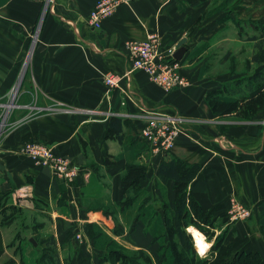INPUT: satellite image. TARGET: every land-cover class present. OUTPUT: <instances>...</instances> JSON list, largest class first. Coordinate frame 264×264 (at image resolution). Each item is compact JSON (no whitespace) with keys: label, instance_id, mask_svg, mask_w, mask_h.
Segmentation results:
<instances>
[{"label":"crops","instance_id":"crops-1","mask_svg":"<svg viewBox=\"0 0 264 264\" xmlns=\"http://www.w3.org/2000/svg\"><path fill=\"white\" fill-rule=\"evenodd\" d=\"M98 1L0 0V102L14 87L19 101L0 136V264H38L49 241L62 264H99L106 240L156 251L148 210L165 222L174 180L163 181L159 169L171 158L200 165L189 188L203 209L225 212L235 196L264 214V110L250 120L223 116L206 98L240 79L208 75L204 64L210 53L231 54L224 42L233 38L231 2L134 0L96 28L90 13ZM151 32L165 46L186 38L181 63L191 85L167 91L136 70L128 98L120 88L107 94L105 74L123 76L130 67L126 43ZM156 112L183 121L169 153H152L139 136ZM113 116L123 119L122 139L109 136ZM28 140L52 145L78 167L74 182L22 155ZM137 163L147 165L146 175L126 191L127 167Z\"/></svg>","mask_w":264,"mask_h":264},{"label":"trees","instance_id":"trees-1","mask_svg":"<svg viewBox=\"0 0 264 264\" xmlns=\"http://www.w3.org/2000/svg\"><path fill=\"white\" fill-rule=\"evenodd\" d=\"M187 1L193 3L206 0ZM252 39L259 40L252 61L264 64V30L259 37L254 36ZM224 95L237 96L238 98L233 101H225L222 100ZM206 98L215 113L223 116L235 114L246 120L252 119L258 112L264 110V68L249 75L247 79H236L220 89L211 90ZM122 124L121 117L113 116L110 122L109 136L122 139ZM199 169V164L184 162L179 158L164 161L159 169V176L163 181L174 180V212L167 229L173 256L172 264H259L255 254L245 252L237 254L236 258L230 261L232 244L225 242L224 237L216 239L206 257H200L192 243H189L191 238L188 227L194 225L210 237L212 233L208 228L214 227L215 221L216 208L203 209L189 188ZM146 171L147 165L145 164L128 165L124 178L125 190L139 185L140 180L145 177ZM50 242H48L47 249L42 250L38 264H62L59 256L54 252L55 247ZM183 243L191 249L193 252L191 255L187 250L180 249L179 245H183ZM142 251L141 253H144V250ZM109 260L114 264H138L137 258L129 257L126 253L112 248L102 253L99 263L103 264Z\"/></svg>","mask_w":264,"mask_h":264},{"label":"rangeland","instance_id":"rangeland-1","mask_svg":"<svg viewBox=\"0 0 264 264\" xmlns=\"http://www.w3.org/2000/svg\"><path fill=\"white\" fill-rule=\"evenodd\" d=\"M229 1L231 2V13L235 17L233 22H229L230 26L228 29L233 38L231 37V39L225 40L224 42L231 46V54L226 60V55L211 53L205 55V57H207L205 58L206 62H204L205 72L208 75L214 74L212 76L219 77L222 74H235L240 76V79H247V77L255 71H260L264 68V64L252 61V56L256 51L259 41L258 39H252V37H259L264 30V0ZM235 37L245 41V43L240 44L239 48L238 41H234ZM239 49H241V52L237 54ZM200 54L201 51L198 50V53H195V58H198ZM253 63L255 64L254 66L252 65ZM18 102V92L15 87L9 92L6 100L0 102V136L3 130L8 127L7 125L12 119V112L18 105ZM137 193L140 195L139 189L134 191L135 195ZM173 208L174 202L173 204H169L168 202L163 204L162 211L164 212L165 222L163 217L158 216L156 211L154 212L153 209L148 210V220L152 223L151 231L155 240L159 242V247L156 251L152 249H130L118 243H114V241L113 245H106L107 240L105 239L106 242L102 246L104 253L109 248H112L126 253L129 257L137 258L138 264H172L173 256L167 229L173 217ZM141 211L142 209L139 208L137 213ZM214 217V227L208 228V230L211 229L210 231L212 233L210 237L194 225L188 227V229H193V231L190 232L191 240H188L190 241L189 243H192L196 251L197 233L202 234L206 238L205 242L212 243V245L217 238L224 237L225 242L232 244V256L230 261H233L237 254L245 252L255 254L254 256L259 260V264H264V214H252L251 212L247 217H242L237 211L231 208L229 203L225 212L223 211L220 213L219 209H216ZM237 223L240 225L239 227ZM117 231L119 232V230ZM179 246L180 249L187 250L188 254L191 255L193 253L184 243ZM210 249L207 250L203 257L209 255ZM142 250H144V253H141L143 252ZM106 262L114 264L110 260Z\"/></svg>","mask_w":264,"mask_h":264},{"label":"built area","instance_id":"built-area-1","mask_svg":"<svg viewBox=\"0 0 264 264\" xmlns=\"http://www.w3.org/2000/svg\"><path fill=\"white\" fill-rule=\"evenodd\" d=\"M134 0H99L90 13V24L99 27L101 21L112 15L121 4ZM130 67L121 76L107 72L104 82L108 87L107 94L113 89L120 88L125 99L132 94L131 75L136 70H142L149 78L167 91L186 88L191 80L182 72L181 60L175 58L177 45L165 46L158 32H151L144 39L129 40L126 43ZM125 79V86L121 88V81ZM126 100L123 101V104ZM148 118L140 128L139 136L152 153H169L172 151L175 140L184 131L182 118L177 115L148 113ZM19 152L31 158L37 165L50 168L54 174L67 183H72L78 175V167L71 164L69 159L57 152L52 145L40 140H28L19 149ZM229 203L234 211L242 217L252 212L251 208L243 204L235 196L230 197Z\"/></svg>","mask_w":264,"mask_h":264},{"label":"clouds","instance_id":"clouds-1","mask_svg":"<svg viewBox=\"0 0 264 264\" xmlns=\"http://www.w3.org/2000/svg\"><path fill=\"white\" fill-rule=\"evenodd\" d=\"M188 231L192 232L193 229L189 228ZM197 237H198L196 240L197 251H198V254L201 257H203L205 253L207 252V250L212 247V243H206L205 242L206 238L202 234L197 233Z\"/></svg>","mask_w":264,"mask_h":264},{"label":"water","instance_id":"water-1","mask_svg":"<svg viewBox=\"0 0 264 264\" xmlns=\"http://www.w3.org/2000/svg\"><path fill=\"white\" fill-rule=\"evenodd\" d=\"M186 38H183L179 43L177 44V50L175 52V58L178 60H181L187 50L185 46ZM193 234V233H192Z\"/></svg>","mask_w":264,"mask_h":264}]
</instances>
